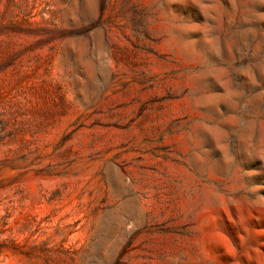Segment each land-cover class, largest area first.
I'll use <instances>...</instances> for the list:
<instances>
[{
  "label": "rangeland",
  "instance_id": "obj_1",
  "mask_svg": "<svg viewBox=\"0 0 264 264\" xmlns=\"http://www.w3.org/2000/svg\"><path fill=\"white\" fill-rule=\"evenodd\" d=\"M0 264H264V0H0Z\"/></svg>",
  "mask_w": 264,
  "mask_h": 264
}]
</instances>
